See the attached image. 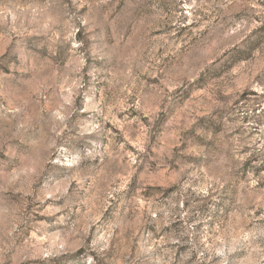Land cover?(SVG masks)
<instances>
[{
  "label": "rangeland",
  "instance_id": "rangeland-1",
  "mask_svg": "<svg viewBox=\"0 0 264 264\" xmlns=\"http://www.w3.org/2000/svg\"><path fill=\"white\" fill-rule=\"evenodd\" d=\"M0 264H264V0H0Z\"/></svg>",
  "mask_w": 264,
  "mask_h": 264
},
{
  "label": "trees",
  "instance_id": "trees-1",
  "mask_svg": "<svg viewBox=\"0 0 264 264\" xmlns=\"http://www.w3.org/2000/svg\"><path fill=\"white\" fill-rule=\"evenodd\" d=\"M250 43H251V44H250ZM245 46L248 47L249 51H250V49L253 48V44H252V42H249V41L246 43ZM235 51H236V49H235ZM238 53H239V52H238Z\"/></svg>",
  "mask_w": 264,
  "mask_h": 264
}]
</instances>
